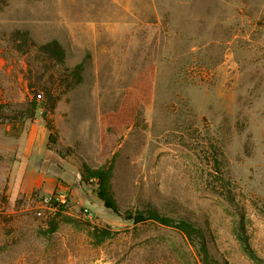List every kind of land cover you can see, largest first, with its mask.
<instances>
[{"label": "rangeland", "instance_id": "obj_1", "mask_svg": "<svg viewBox=\"0 0 264 264\" xmlns=\"http://www.w3.org/2000/svg\"><path fill=\"white\" fill-rule=\"evenodd\" d=\"M15 29L58 40L66 66L84 72L54 131L43 108L0 122V264H202L175 229L104 207L84 165L112 168L121 212L157 208L201 227L216 259L264 264V0H8L0 103L10 112L29 96L25 58L4 36ZM56 192L65 212L38 218L34 201Z\"/></svg>", "mask_w": 264, "mask_h": 264}, {"label": "trees", "instance_id": "obj_2", "mask_svg": "<svg viewBox=\"0 0 264 264\" xmlns=\"http://www.w3.org/2000/svg\"><path fill=\"white\" fill-rule=\"evenodd\" d=\"M7 2L8 0H0V5H5ZM4 36L9 49L25 58L27 65L25 78L29 96L24 107L26 111L10 112L6 110L9 104L0 103V122H12L14 127L15 122L19 120L33 121L38 109L43 108V118L47 122L48 129L50 132L54 131L52 115L62 94L75 89L82 83L84 65L78 64L73 68H68L66 51L56 39L37 43L29 31L21 29H15L9 33L4 32ZM50 138H53V133L50 134ZM214 155L213 161L216 164L220 163L218 155L223 156L222 150L214 148ZM81 176L85 180L95 179L97 181L98 197L104 207L113 210L119 216L126 220H133L136 224L149 221L173 228L196 243L202 264H228L225 260L216 259L210 253L205 231L188 220L164 216L154 207L136 212H121L111 188L112 168L91 169L84 165ZM111 235L109 231L103 230L98 237L105 239Z\"/></svg>", "mask_w": 264, "mask_h": 264}, {"label": "built area", "instance_id": "obj_3", "mask_svg": "<svg viewBox=\"0 0 264 264\" xmlns=\"http://www.w3.org/2000/svg\"><path fill=\"white\" fill-rule=\"evenodd\" d=\"M68 196L63 192L44 194L34 201L32 210L40 219H51L65 212Z\"/></svg>", "mask_w": 264, "mask_h": 264}]
</instances>
